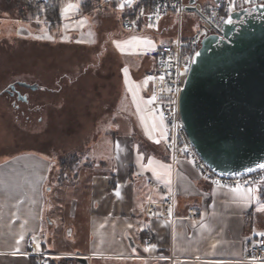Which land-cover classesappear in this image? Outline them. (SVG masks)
I'll list each match as a JSON object with an SVG mask.
<instances>
[{"label":"rangeland","instance_id":"1","mask_svg":"<svg viewBox=\"0 0 264 264\" xmlns=\"http://www.w3.org/2000/svg\"><path fill=\"white\" fill-rule=\"evenodd\" d=\"M49 1L55 4L56 0ZM124 2L64 0L61 10L74 5L64 13L77 12L81 4L80 14H85L79 15L87 22L77 35L63 32L62 19L60 23L59 18L48 15L46 7L52 9V4L0 0V160L15 152L37 151L53 160L49 177L72 184L77 170L92 167V159L108 156L106 142L111 135L137 137L143 133L151 141H165L163 121L149 110V95L140 92L147 80L144 75L135 79L132 72L147 65L145 57L153 59L156 46L164 35L173 33V28L169 22L165 32L161 31L158 20L138 30H123L120 15L128 9L120 7ZM192 29L200 30L194 20ZM20 81L38 87L29 89L18 85ZM51 187L50 183L45 187L42 230L36 239L50 251L41 252L43 257L58 264H77L74 251L82 239L76 226L82 223L85 212L81 217L80 210L73 214L64 197L60 211L52 204L48 207ZM88 264L148 261L102 257L90 258Z\"/></svg>","mask_w":264,"mask_h":264},{"label":"crops","instance_id":"2","mask_svg":"<svg viewBox=\"0 0 264 264\" xmlns=\"http://www.w3.org/2000/svg\"><path fill=\"white\" fill-rule=\"evenodd\" d=\"M63 2L60 0L58 10L61 29L79 35L87 22L79 16L85 15L80 14L81 4L77 12L62 15ZM159 21L165 32L168 17ZM144 60L147 65L132 72L135 79L153 67L152 58ZM140 92L149 95L148 83ZM106 144L108 156L91 158L95 164L77 170L72 184L49 177L53 160L37 151L15 152L0 160V264L42 261L32 253L45 250L44 242L36 237L42 230L48 183L52 186L48 207L52 204L60 211L64 197L73 214L80 210L81 217L85 212L76 226L82 242L74 253L87 260L138 257L148 264H264V254L253 263L247 254L250 245L264 239V179L240 185L244 195H238L233 191L237 186L213 183L190 160L173 161L165 141H151L143 133L137 137L125 133L111 135ZM63 183L65 196L61 195ZM249 188L251 194L246 192ZM173 189L176 218L146 217V204L161 202ZM190 208L200 211L198 218L186 217ZM126 233L141 246L144 233L151 237L145 253L140 254L137 246L129 247ZM60 238L65 241L63 235ZM31 241L35 244L32 251Z\"/></svg>","mask_w":264,"mask_h":264},{"label":"water","instance_id":"3","mask_svg":"<svg viewBox=\"0 0 264 264\" xmlns=\"http://www.w3.org/2000/svg\"><path fill=\"white\" fill-rule=\"evenodd\" d=\"M133 1L129 4L125 0L124 5L128 7ZM261 5L264 3L230 13L231 24L223 21L218 34L202 37L179 94V111L187 138L198 156L222 177L246 176L264 165ZM17 84L29 89L38 87L22 81ZM125 237L131 249L137 246L145 251L128 233ZM76 255L79 264H88L85 256Z\"/></svg>","mask_w":264,"mask_h":264},{"label":"built area","instance_id":"4","mask_svg":"<svg viewBox=\"0 0 264 264\" xmlns=\"http://www.w3.org/2000/svg\"><path fill=\"white\" fill-rule=\"evenodd\" d=\"M233 3L236 6L233 12H236L263 4L264 0H250L249 3H245L244 0H134L123 17L121 15V27L128 31L138 30L143 25L168 17L173 33L158 43L153 53V67L144 74L149 86L150 99L155 96V100L148 104V108L165 125V142L171 159L190 160L204 178L223 186L248 185L260 181L264 179V168L246 176L232 178L214 173L198 156L187 138L179 111V94L202 37L219 33L224 19L230 14L228 8ZM192 20L198 23L199 31L192 29ZM149 77L152 79H148ZM147 183L153 184L151 180ZM144 214L146 217L158 216L174 220L176 218L174 189L161 202L147 203ZM199 214V210L190 208L186 217L196 219ZM151 242L148 234L141 238L145 251ZM29 248L31 251L35 248L32 241ZM145 251L139 250L140 254ZM32 254L38 257L45 256L37 251H33ZM247 254L251 263L258 261L264 254V239L258 238L250 245ZM76 257L77 255L75 259ZM166 258L170 262L174 260L171 255ZM39 264L45 262L40 261Z\"/></svg>","mask_w":264,"mask_h":264},{"label":"snow or ice","instance_id":"5","mask_svg":"<svg viewBox=\"0 0 264 264\" xmlns=\"http://www.w3.org/2000/svg\"><path fill=\"white\" fill-rule=\"evenodd\" d=\"M244 2H245V3H249L250 0H244ZM127 3L130 4V3H131V0H127ZM124 6H125L124 4H121V5H120L121 8H123ZM73 7H74V5L69 4V5L67 6V8L61 10V14L63 15L64 12L68 11L69 9H71V8H73ZM235 7H236V6H235L234 3L231 4L230 7L228 8V13H232V12L235 10ZM261 7H264V5H261ZM222 19H223V18H222ZM81 23H83V21H81ZM224 23H226V24H231V23H232L231 15H229V16L227 17V19H224ZM143 43H145V44H149V45H150V44H151V41H143ZM117 47H121V46L118 44ZM197 55H199V53H197ZM123 72L125 73V75H127L128 69H127V68H124V69H123ZM148 79H152V78L149 77ZM126 82H127V81H126ZM169 91H171V89H169ZM177 91H179V89H177ZM134 99H135V97H134ZM154 100H155V96H153L151 99H149V100L147 101V103H148V104H151V103H153ZM171 103H175V101H171ZM137 109L139 110V105H137ZM259 167L264 168V165H260ZM233 191L236 192L238 195H244V192L241 190L240 186H237L235 189H233ZM246 192H247L248 194H251V193L253 192V189L249 188V189L246 190ZM116 194L119 195L118 192H117ZM261 210L264 211V208H262Z\"/></svg>","mask_w":264,"mask_h":264},{"label":"trees","instance_id":"6","mask_svg":"<svg viewBox=\"0 0 264 264\" xmlns=\"http://www.w3.org/2000/svg\"><path fill=\"white\" fill-rule=\"evenodd\" d=\"M35 1H37V0H35ZM41 2H43L45 6H47L48 4H52L51 1H49V0H41ZM59 5H60V0H59V2H58V0H56L55 4L49 5V6H53V8L51 7L52 9H50V8L47 9V7H46V10L48 12V15H54L55 18L56 17L59 18L60 23H61V17L58 14ZM123 15H124V13L122 14V17H123ZM144 234L146 235L147 233H144ZM40 258H41L42 261L45 262V264H58L57 262L53 261L52 259H49L48 257H43L42 256ZM76 263L79 264L77 262V260H76ZM36 264H37V262H36Z\"/></svg>","mask_w":264,"mask_h":264}]
</instances>
